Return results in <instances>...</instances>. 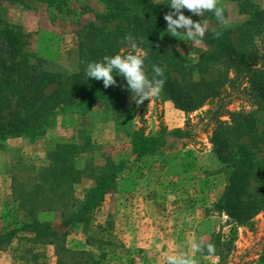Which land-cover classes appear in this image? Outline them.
<instances>
[{
	"label": "trees",
	"instance_id": "16d2710c",
	"mask_svg": "<svg viewBox=\"0 0 264 264\" xmlns=\"http://www.w3.org/2000/svg\"><path fill=\"white\" fill-rule=\"evenodd\" d=\"M37 1L48 8H60L68 0ZM100 1L103 9L98 18L103 24L114 23V28L107 30L90 22L80 30L83 35L78 43V67L73 73L49 71L42 59L34 61L25 50L27 41L22 30L0 27V146L19 137L31 141L42 138L57 125L59 113L73 117L81 136L79 141L74 138L57 144L48 152L49 165L30 169V174H35L26 183L14 180L13 194L19 206L30 212L31 221L0 227V250L20 233H26L34 244L54 246L58 264H99L91 252L67 246L70 225L89 221L88 217L106 196L118 189L130 164L163 156L171 144L189 140V131L185 129L170 136L164 131L148 136L142 128L137 129L133 125L134 116L145 109L148 100L136 104L123 77L114 76L115 85L105 88L102 81L86 76L89 62L132 51L125 36L133 37L139 50L145 53L144 68L149 78L153 75V64L162 68L165 83L160 95L180 110L193 112L212 103L231 83L245 85L249 108L230 112L228 121H218L210 142L221 164L219 172L226 177L217 210L237 225L252 223L254 217L264 212V8L254 3L243 5L242 13L247 18L236 27V40L231 29L215 30L208 39L210 50L189 64L161 43L166 21L154 0ZM3 21L0 17V24ZM192 73L197 76L194 78ZM98 103L104 104L116 121L125 119L130 159L116 161L101 154L102 161L96 165L102 147L92 139L89 118ZM85 179L92 184L78 197L76 186ZM48 210L60 211L61 223L44 222L36 217V213ZM219 238L214 235L210 239L214 250L207 254H218ZM31 255L37 264L38 254Z\"/></svg>",
	"mask_w": 264,
	"mask_h": 264
},
{
	"label": "rangeland",
	"instance_id": "374dc122",
	"mask_svg": "<svg viewBox=\"0 0 264 264\" xmlns=\"http://www.w3.org/2000/svg\"><path fill=\"white\" fill-rule=\"evenodd\" d=\"M154 1L164 15L171 11L167 7L169 0ZM247 3L264 8V0H218L224 9L223 24L207 11L197 16L184 9L185 16L206 22L208 31L203 41L195 44L185 36L174 37L165 24L161 43L193 64L210 50L208 39L215 30L231 29L236 40V27L247 18L242 13ZM102 9L100 0H68L60 8H48L37 0L0 2V17L4 19L0 27L22 30L27 41L25 50L34 61L40 58L49 71L68 74L78 67V43L83 35L80 30L90 22L107 30L114 28V23L103 24L98 18ZM178 31L184 33L183 29ZM244 89V84L231 83L219 98L193 112L178 109L160 94L149 98L145 109L136 112L133 125L148 136L161 131L170 136L185 129L189 131V140L171 144L163 156L130 164L118 189L106 196L88 217L89 221L70 225L67 246L91 252L99 264H167L168 255L181 253L193 259L194 264H264V212L249 225H237L216 208L226 177L219 172L221 164L213 152L210 136L218 121L229 120L230 112L249 108ZM89 119L92 139L102 147L96 165L102 161L101 154L116 161L130 159L125 119L116 121L102 103L93 108ZM74 138H81L75 120L69 114L59 113L57 125L42 138L31 141L19 137L0 146V227L31 221L30 212L19 206L13 194L14 180L22 184L32 179L35 172L31 175L30 169L47 167L48 152ZM262 156L260 153L259 157ZM78 165L83 163L79 161ZM91 184V180H83L76 186V195L80 197ZM36 217L61 223L60 211H42ZM214 235L220 236V250L215 255L207 254V245L212 244L210 239ZM194 243L199 245L198 250L192 249ZM31 253L38 254L37 264H58L54 246L34 244L26 233H20L0 250V264H34Z\"/></svg>",
	"mask_w": 264,
	"mask_h": 264
},
{
	"label": "clouds",
	"instance_id": "9594fccd",
	"mask_svg": "<svg viewBox=\"0 0 264 264\" xmlns=\"http://www.w3.org/2000/svg\"><path fill=\"white\" fill-rule=\"evenodd\" d=\"M167 7L171 10L164 16L168 33L173 34L174 37L185 36L195 44H200L203 41L208 26L205 21L197 22L189 16H185L182 10L186 9L197 16L207 11L215 17L217 22L226 23L224 9L218 5V0H169ZM179 29H183L184 33L181 34ZM124 40L127 46L132 49L131 52L124 55H105L100 61L89 62L86 65L85 74L88 78L102 81L105 88L115 85L114 76L123 77L126 81L127 91L132 94V97L135 96L136 104H141L160 94L165 83L164 73L160 66L153 64L151 69L153 75L149 78L144 68L145 53L139 50L138 43L133 37L125 36ZM192 249L198 250L199 245L194 243ZM213 250V245H207L209 253H212ZM166 260L167 264H194L193 259L186 257L183 253L168 255Z\"/></svg>",
	"mask_w": 264,
	"mask_h": 264
}]
</instances>
